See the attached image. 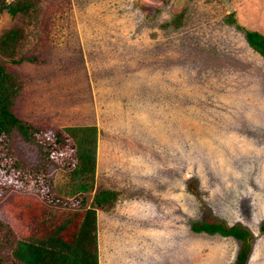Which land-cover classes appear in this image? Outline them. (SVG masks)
Returning <instances> with one entry per match:
<instances>
[{
	"label": "crops",
	"instance_id": "0c3cea01",
	"mask_svg": "<svg viewBox=\"0 0 264 264\" xmlns=\"http://www.w3.org/2000/svg\"><path fill=\"white\" fill-rule=\"evenodd\" d=\"M68 1L87 82L51 103L49 122L95 128V182L118 192L110 211H94L96 264L231 263L235 239L194 234L187 217L200 220L202 204L247 230L236 212L216 207L264 192V142L251 136L258 87L241 68L236 37L218 38L206 21L162 35L137 30L118 12L134 0Z\"/></svg>",
	"mask_w": 264,
	"mask_h": 264
},
{
	"label": "trees",
	"instance_id": "16d2710c",
	"mask_svg": "<svg viewBox=\"0 0 264 264\" xmlns=\"http://www.w3.org/2000/svg\"><path fill=\"white\" fill-rule=\"evenodd\" d=\"M40 2L0 0V14L19 16L29 23L38 14ZM180 20L181 12L163 27L173 25L178 29ZM235 27L242 32L247 45L264 60V35L242 29L237 24ZM25 41L22 27L3 32L0 34V57L11 64L24 61L42 64L44 60L35 55L19 56ZM23 86V81L0 63V203L12 196L14 208L19 209L17 212H27L30 218L24 225L25 235L21 239L9 223L0 219V264H96V244L91 228L94 211H110L118 192L94 185L95 128L61 130L33 125L19 118L13 108ZM14 133L36 148L38 160L35 163L30 164L19 156L13 145ZM50 167L60 174H70V179L64 183L66 191L67 187L77 186L85 191L67 197L62 195L61 186L56 193L53 178L48 174ZM64 214L65 217L69 214L79 217L69 230L61 225ZM83 220L89 222L90 232L85 229ZM52 226H57L56 230H51ZM188 228L194 234L219 235L239 241L238 251L230 264H245L251 236L243 227L226 226L206 211L199 221L189 222ZM57 240H65L63 249L53 248V245H61Z\"/></svg>",
	"mask_w": 264,
	"mask_h": 264
},
{
	"label": "rangeland",
	"instance_id": "374dc122",
	"mask_svg": "<svg viewBox=\"0 0 264 264\" xmlns=\"http://www.w3.org/2000/svg\"><path fill=\"white\" fill-rule=\"evenodd\" d=\"M129 3L120 7L118 12L123 13L137 30L154 31L153 34L157 32L162 35L179 30L184 26L190 27L206 21L216 30L213 33L218 38L225 40L223 36L225 35L233 41L236 37L234 39L235 51L242 57L240 62L243 63L240 67L247 70L250 83L258 87V89H252L255 99L257 96L258 100V107H255L258 120L251 130V136L259 142H264V60L257 53L247 51L243 44L246 42L244 36L235 27L237 24L242 29L264 35V0H134ZM71 9L72 6L69 5L68 0H41L38 14L29 23L19 16L11 17L6 13L0 14V34L13 27L24 29L26 41L19 51V56L35 55L44 60L40 65L25 61L11 64L0 57V63L9 72L17 75L24 85L15 101L13 112L19 118L28 117L33 125L53 127L49 122L51 103L60 104L66 98L68 90L83 86V82H87V75L84 73V65L80 58L81 43L78 41V34L74 28ZM180 12L181 26L178 29L173 25L163 27L164 23H168ZM202 28L200 25L197 26L195 32L200 31L199 33L204 34L205 31ZM235 58L239 63L238 57L235 56ZM233 64L237 67L234 62ZM260 85L261 89H259ZM35 90L36 95L39 94L37 102L35 101ZM41 106L45 111L41 110ZM64 108L63 111L66 109ZM56 109H59L58 105ZM41 113L47 115L39 118ZM13 145L19 156L28 163L33 164L38 160L36 148L24 143L16 133H14ZM48 174L53 178L56 193L61 186L64 190L62 195L67 197L85 191L83 188H78L80 186L73 189L67 187L68 191H66L64 183L70 179V174H60L51 167ZM95 179L94 177V185L97 183ZM257 195L261 198L260 200L255 201V196L251 195L248 202L239 198L233 204L220 203L216 207L217 211L224 214L228 211L236 212L233 222L239 219L246 224L251 238L245 264H264V192ZM11 198L12 196L0 203V219L9 223L16 236L21 239L25 235L24 225L30 218L28 219L27 212H17L19 209L14 208ZM196 206L200 210L199 218L201 219L207 211L206 205L197 204ZM14 213L16 214L13 216ZM228 214L230 215V212ZM239 214L244 219L238 218ZM65 216L64 214L63 220L61 219L62 224H60L69 230L77 224L79 217L77 218V214ZM187 219L188 223L199 221L197 217H192L189 213ZM214 219L219 221V219ZM223 220L226 223L229 222L227 218ZM82 227H84L83 224ZM77 233L80 234L81 231ZM238 247L239 241L233 240V260Z\"/></svg>",
	"mask_w": 264,
	"mask_h": 264
}]
</instances>
